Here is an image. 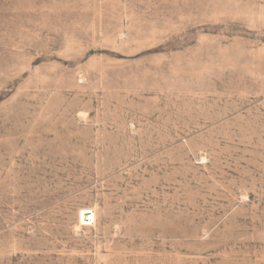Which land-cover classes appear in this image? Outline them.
<instances>
[{
    "label": "rangeland",
    "instance_id": "rangeland-1",
    "mask_svg": "<svg viewBox=\"0 0 264 264\" xmlns=\"http://www.w3.org/2000/svg\"><path fill=\"white\" fill-rule=\"evenodd\" d=\"M0 264H264V0H0Z\"/></svg>",
    "mask_w": 264,
    "mask_h": 264
},
{
    "label": "water",
    "instance_id": "water-1",
    "mask_svg": "<svg viewBox=\"0 0 264 264\" xmlns=\"http://www.w3.org/2000/svg\"><path fill=\"white\" fill-rule=\"evenodd\" d=\"M89 217H90V213H89Z\"/></svg>",
    "mask_w": 264,
    "mask_h": 264
}]
</instances>
